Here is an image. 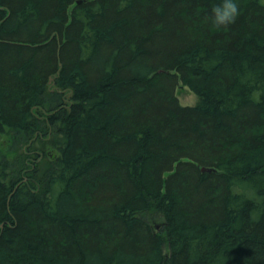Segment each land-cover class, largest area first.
I'll return each instance as SVG.
<instances>
[{"label": "trees", "instance_id": "16d2710c", "mask_svg": "<svg viewBox=\"0 0 264 264\" xmlns=\"http://www.w3.org/2000/svg\"><path fill=\"white\" fill-rule=\"evenodd\" d=\"M0 264H264V0H0Z\"/></svg>", "mask_w": 264, "mask_h": 264}, {"label": "rangeland", "instance_id": "374dc122", "mask_svg": "<svg viewBox=\"0 0 264 264\" xmlns=\"http://www.w3.org/2000/svg\"><path fill=\"white\" fill-rule=\"evenodd\" d=\"M50 89L51 91H55L57 90L55 87H54V84H53V80L50 81ZM176 94L180 100V103L183 104V105H196L199 103V97L193 93L188 87H185V86H182V84L179 85V87L177 88L176 90ZM68 96L69 94H66L65 95V98L68 99ZM36 140V138H35ZM55 139H54V136L53 135H49V136H46L45 137V141L43 139V142L48 145V146H52L53 143H54ZM41 143L40 141L36 142V145H40L41 146ZM41 159V158H40Z\"/></svg>", "mask_w": 264, "mask_h": 264}, {"label": "water", "instance_id": "95a60500", "mask_svg": "<svg viewBox=\"0 0 264 264\" xmlns=\"http://www.w3.org/2000/svg\"><path fill=\"white\" fill-rule=\"evenodd\" d=\"M80 2V1H79ZM203 171H215V168H211V167H202Z\"/></svg>", "mask_w": 264, "mask_h": 264}, {"label": "bare ground", "instance_id": "6f19581e", "mask_svg": "<svg viewBox=\"0 0 264 264\" xmlns=\"http://www.w3.org/2000/svg\"><path fill=\"white\" fill-rule=\"evenodd\" d=\"M78 3H79V1H78Z\"/></svg>", "mask_w": 264, "mask_h": 264}]
</instances>
